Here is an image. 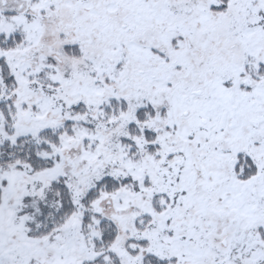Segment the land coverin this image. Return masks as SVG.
I'll return each instance as SVG.
<instances>
[{"label": "snow or ice", "instance_id": "snow-or-ice-1", "mask_svg": "<svg viewBox=\"0 0 264 264\" xmlns=\"http://www.w3.org/2000/svg\"><path fill=\"white\" fill-rule=\"evenodd\" d=\"M0 264H264V0H0Z\"/></svg>", "mask_w": 264, "mask_h": 264}]
</instances>
